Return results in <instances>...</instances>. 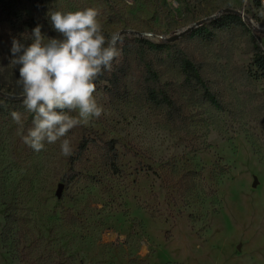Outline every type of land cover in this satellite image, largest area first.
I'll list each match as a JSON object with an SVG mask.
<instances>
[{
  "label": "rangeland",
  "instance_id": "rangeland-1",
  "mask_svg": "<svg viewBox=\"0 0 264 264\" xmlns=\"http://www.w3.org/2000/svg\"><path fill=\"white\" fill-rule=\"evenodd\" d=\"M23 2L26 30L50 38L49 10L97 9L120 57L96 81L102 115L66 137L73 154L59 140L35 152L0 17V264H264V80L252 54L254 39L264 51V0ZM229 15L242 22L218 27Z\"/></svg>",
  "mask_w": 264,
  "mask_h": 264
},
{
  "label": "clouds",
  "instance_id": "clouds-1",
  "mask_svg": "<svg viewBox=\"0 0 264 264\" xmlns=\"http://www.w3.org/2000/svg\"><path fill=\"white\" fill-rule=\"evenodd\" d=\"M47 16L59 38L46 37L38 24L27 47L16 38L12 40L11 63L20 66L23 106L34 114L23 142L40 152L45 143L59 140L62 154L70 156L73 149L66 138L70 130L103 113L94 96L96 81L111 72L120 57L119 37L104 34L95 8L49 10ZM73 112L77 115L70 114ZM11 116L22 128L21 114L14 111Z\"/></svg>",
  "mask_w": 264,
  "mask_h": 264
},
{
  "label": "trees",
  "instance_id": "trees-1",
  "mask_svg": "<svg viewBox=\"0 0 264 264\" xmlns=\"http://www.w3.org/2000/svg\"><path fill=\"white\" fill-rule=\"evenodd\" d=\"M24 2L23 0H0V17L1 21L5 22L9 25L13 38H16L27 47L32 43L31 33L26 30V28L31 27L32 22L29 21L25 16L24 11ZM241 17L239 15H229L227 17L221 18L216 21L218 27L223 28L229 25H237L241 23ZM48 28L49 34L53 38H59L55 35V30L51 25V21L48 20ZM156 49H160V46H156ZM252 54L254 65L257 69V75L264 80V51L260 46V42L257 39H254L252 45ZM179 62L182 68V71L187 79L195 80L198 83L204 84V81L199 74V70L192 65L187 59L183 57H179ZM151 77L153 79L156 78V73L151 69L149 71ZM116 82V81H115ZM204 96L206 99L211 102L214 106L219 109H222L221 103L218 99L210 92L207 88H204ZM148 100L154 104H167L169 107L173 108L172 101L167 97V95H163L160 97L156 91L149 90ZM108 146H112V150L115 151L114 143H109ZM110 158V157H108ZM110 162L112 166H115L114 159L110 158ZM8 226V225H7Z\"/></svg>",
  "mask_w": 264,
  "mask_h": 264
},
{
  "label": "water",
  "instance_id": "water-1",
  "mask_svg": "<svg viewBox=\"0 0 264 264\" xmlns=\"http://www.w3.org/2000/svg\"><path fill=\"white\" fill-rule=\"evenodd\" d=\"M199 25H201V23H199L197 26H199ZM191 30H193V28H190V30L189 31H191ZM188 31V32H189ZM121 34H135V35H137V36H139V37H141V36H144L143 34H137V33H134L133 31H124V32H122ZM177 39V37L176 38H174L173 40H176ZM19 100H22V97H17ZM256 185H257V182H256V184H255V186L254 187H256ZM61 190H62V187L60 186L59 187V191H58V195L60 196L61 195Z\"/></svg>",
  "mask_w": 264,
  "mask_h": 264
}]
</instances>
